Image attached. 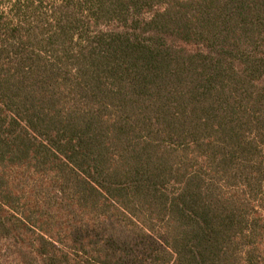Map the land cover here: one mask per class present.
I'll list each match as a JSON object with an SVG mask.
<instances>
[{"label": "trees", "instance_id": "16d2710c", "mask_svg": "<svg viewBox=\"0 0 264 264\" xmlns=\"http://www.w3.org/2000/svg\"><path fill=\"white\" fill-rule=\"evenodd\" d=\"M0 264H264V0H0Z\"/></svg>", "mask_w": 264, "mask_h": 264}]
</instances>
